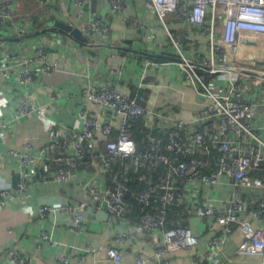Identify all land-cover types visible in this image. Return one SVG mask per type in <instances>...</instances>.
Wrapping results in <instances>:
<instances>
[{
  "label": "crops",
  "instance_id": "1",
  "mask_svg": "<svg viewBox=\"0 0 264 264\" xmlns=\"http://www.w3.org/2000/svg\"><path fill=\"white\" fill-rule=\"evenodd\" d=\"M128 4L127 14L145 19V28L130 26L123 15L113 14L103 0H93L90 6L83 8L76 5V0H51L47 6H42L39 0H16L15 20L30 21L34 25L33 31L20 35L16 28H0V121L10 122L4 132L5 140L0 142V188L18 186L19 160L10 156L8 150L22 148L26 142L33 143L35 152L41 157L30 169L44 168L49 177H36L30 192L16 194L9 206L0 207V264H9L13 250L31 258L32 264H117L108 255L111 246L121 250L123 264H134L139 255L146 256L148 264H159L154 258L159 244L151 235L136 230L140 215L135 206L140 205L135 195L137 204H129L123 218L111 216L104 204L94 202L90 197L93 187L105 190L112 185L113 178L121 172L120 165L119 169L115 166L112 171H103L94 162L80 163L70 181L63 182L55 178L62 165L56 158L62 159L63 155L43 152L44 146L53 139L64 142L67 128H82L81 110L98 113L97 106L84 100L87 75L97 85L114 82L131 96L141 93L149 115L139 121L132 134L136 139L142 138L143 144L150 135L165 134L169 121L190 120L200 110L196 87L174 57L156 13L147 6L146 0H128ZM94 11L102 13L108 21L109 38L99 36L93 43L85 45L56 25L63 22L80 27ZM169 19L173 30L191 32L193 41L185 48L189 58L195 59L197 53H208L207 35L194 26L180 23L174 15ZM153 30L157 39L151 37ZM40 43L49 48L61 67L59 71L37 78L34 86L26 90L20 83L22 66L9 67L11 56L29 57ZM146 58L151 61L147 68ZM111 66L118 70L116 74L111 73ZM29 96L38 111L22 120L16 119L19 104ZM104 118L108 120L109 114ZM253 125L264 138V109ZM204 159L212 167L220 155L213 151ZM132 161L140 166L137 156L128 160L129 179L133 172ZM251 178L252 181H264V164L252 173ZM156 180H149L148 186ZM182 190L184 200L167 206L170 215L167 226L189 229L198 238V243L193 247L166 251L163 259L170 264H215L208 254V242L225 234V227L218 223L216 212L224 210L235 197L246 202L247 212L242 218L250 221L254 228L264 230V208L255 201L257 193L255 195L253 186L248 183L237 189L228 180L221 179L220 183L211 186L197 179L182 184ZM261 198L264 202V194ZM75 200L89 203L85 221L78 231L67 213L46 218L40 215L44 204L59 207ZM124 230L129 235L119 243L118 234ZM44 232L64 245L53 246L52 240L42 237ZM159 236H163L161 232ZM244 240L240 227L234 226L218 264H264V254L239 253ZM61 252L68 257V263L58 258Z\"/></svg>",
  "mask_w": 264,
  "mask_h": 264
},
{
  "label": "built area",
  "instance_id": "2",
  "mask_svg": "<svg viewBox=\"0 0 264 264\" xmlns=\"http://www.w3.org/2000/svg\"><path fill=\"white\" fill-rule=\"evenodd\" d=\"M39 1L42 6L51 2ZM103 1L113 14L123 15L130 26L140 29L147 26L145 19L127 14L128 0ZM92 3L93 0H76V5L81 8ZM146 4L156 13L174 57L196 87L201 106L198 113L190 120L169 121L165 134L150 135L147 146L140 149L131 130L149 115L145 98L139 92L129 95L114 82L97 85L87 75L84 100L97 106L98 113L81 110L82 128H67L65 141L53 139L44 146L43 152L63 155L62 159L56 158L62 165L55 176L63 182L70 181L73 168L78 160L86 157L88 149L94 154L92 162L101 170L112 171L120 165L121 172L113 178L109 188L93 187L89 193L94 202L104 204L115 218H123L128 211V160L137 156L140 167L152 170V173L157 171L158 164H162L166 173L135 194L138 204L149 208L141 214L136 230L151 235L159 244L154 256L158 263L170 264L163 259L166 251L193 247L198 243V238L189 229L167 226L170 217L167 206L184 200L182 184L202 179L215 186L224 179L238 189L248 183L253 186L255 195L257 193L255 201L264 208L261 200L264 181L251 180L252 173L264 164V138L253 125L264 109V0H146ZM15 7L16 0H0V28H16L20 35L30 34L33 23L16 21ZM170 15L207 35L208 53H197L195 59L189 58L185 48L190 46L193 36L187 30H173ZM236 16L237 27L234 26ZM77 28L89 38L90 44L99 36L109 38L110 35V25L98 11L92 12L90 19ZM151 37L157 39L154 30ZM11 60L9 67L22 66L19 77L26 90L34 86L37 78L59 71L61 67L43 43L37 45L31 56L18 59L14 54ZM144 64L145 68L149 67L150 59L146 58ZM110 71L116 74L118 70L111 66ZM36 111L38 108L29 96L19 104L16 119L30 117ZM105 114H109L108 120L104 118ZM9 125L8 121H0V142L5 140L4 132ZM213 151L219 153L220 159L211 167L204 158ZM8 154L19 160L20 182L16 188H0V207L9 206L16 194L30 192L36 177L49 178L44 168L30 169L41 158L33 143L26 142L22 148H9ZM88 205L84 200L70 201L59 207L44 204L40 215L46 218L67 213L78 231L85 221ZM246 212V202L240 197L233 198L224 210L216 212L218 223L225 227V234L208 242V254L215 264L220 262L227 236L236 225L245 236L239 253L264 254V230L254 228L250 221L244 220L242 216ZM128 235L127 230L121 231L118 242L122 243ZM42 237L52 240L48 232ZM52 245L61 247L64 244L53 241ZM108 255L115 263L123 264L118 247L111 246ZM58 258L64 263L69 262L64 252ZM148 261L146 256L139 255L134 264H148ZM9 264H32V259L13 250Z\"/></svg>",
  "mask_w": 264,
  "mask_h": 264
},
{
  "label": "trees",
  "instance_id": "3",
  "mask_svg": "<svg viewBox=\"0 0 264 264\" xmlns=\"http://www.w3.org/2000/svg\"><path fill=\"white\" fill-rule=\"evenodd\" d=\"M132 130H131V135H132V137H134V135L132 134ZM133 139L135 140L138 148L143 149V148H145L147 146V140L145 142L146 144H143L142 143V138H139V139L137 138L136 139L134 137ZM89 151L90 150L88 149L87 150L88 153H87L85 158L78 160L76 166L72 170L73 173H74L76 167H78V165L80 163L81 164L82 163H86V162H90L91 163L93 161L94 154L90 153ZM132 162H133V165H132L133 166V172H132L131 179H129L130 192L127 194V198H126L127 199V203H128V209H129V204L130 205H135V203L137 204V202H135L134 195L137 192H139L142 189H144L146 186H148L149 180H151V179L152 180H156L159 175H164L166 173V169H165V167L162 164H158L157 172L152 173V170L148 171L146 169L141 168L140 166L137 167L136 165H134L136 163H134V161H132ZM59 168H60V166H59ZM118 169H119V166H118ZM142 175L145 176V177H142ZM135 208H136V211L138 209V212H139L138 215H140V216H141L142 213H144L145 211L149 210L148 207H144V206H141V205L140 206L137 205V207L135 206ZM152 208H150V210H153Z\"/></svg>",
  "mask_w": 264,
  "mask_h": 264
},
{
  "label": "water",
  "instance_id": "4",
  "mask_svg": "<svg viewBox=\"0 0 264 264\" xmlns=\"http://www.w3.org/2000/svg\"><path fill=\"white\" fill-rule=\"evenodd\" d=\"M61 30L66 32L69 37L75 39L77 42H80L85 45H89V38L82 32L81 29L74 27L73 25L66 24L63 22H58L56 24ZM156 60V58H154ZM158 62L162 61L160 59H157Z\"/></svg>",
  "mask_w": 264,
  "mask_h": 264
},
{
  "label": "bare ground",
  "instance_id": "5",
  "mask_svg": "<svg viewBox=\"0 0 264 264\" xmlns=\"http://www.w3.org/2000/svg\"><path fill=\"white\" fill-rule=\"evenodd\" d=\"M234 26H235V27L238 26V24H237V16H236V20H235V22H234Z\"/></svg>",
  "mask_w": 264,
  "mask_h": 264
}]
</instances>
